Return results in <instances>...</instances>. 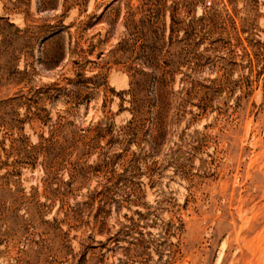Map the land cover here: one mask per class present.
Returning <instances> with one entry per match:
<instances>
[{
	"label": "rangeland",
	"instance_id": "rangeland-1",
	"mask_svg": "<svg viewBox=\"0 0 264 264\" xmlns=\"http://www.w3.org/2000/svg\"><path fill=\"white\" fill-rule=\"evenodd\" d=\"M0 264H264V0H0Z\"/></svg>",
	"mask_w": 264,
	"mask_h": 264
}]
</instances>
